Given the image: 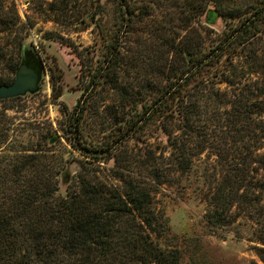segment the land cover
<instances>
[{
  "label": "trees",
  "instance_id": "16d2710c",
  "mask_svg": "<svg viewBox=\"0 0 264 264\" xmlns=\"http://www.w3.org/2000/svg\"><path fill=\"white\" fill-rule=\"evenodd\" d=\"M89 1L93 16L85 14L79 22L102 28L97 17L110 3L117 22L113 30L102 28L103 56L75 107L64 106L58 129L38 131L36 145H25L0 121V264H181L179 245L165 239L171 226L158 208L157 195L162 188L178 187L208 149L217 146L215 153L228 170L222 181L215 175L205 178L206 225L214 231L228 228L236 221L234 207L264 217V206L259 208L264 153L258 152L264 124L256 120L264 115V72L260 81L235 89L233 95L216 88L230 81L232 57L264 28V0L243 14L226 11L221 0H203L196 11L189 6L187 28L195 18L208 25L222 19V38L217 40L204 26L194 36L168 42L163 64L140 84L126 81L132 67L123 53V38L148 7L135 0ZM20 21L17 9L0 0V34ZM25 51L38 58L24 43L22 59ZM74 53L82 59L79 50ZM263 59L255 50L250 70L258 72ZM108 85L119 95L120 117L111 133L98 139L91 135L87 117ZM111 107L116 113L114 105L106 111L113 114ZM152 127L165 141L160 148L146 139ZM217 128L223 135L215 140ZM133 139L139 152L117 157V150ZM64 142L71 149L53 148ZM75 160L80 167L74 171ZM111 161L114 165L104 169ZM62 186L65 195L60 194ZM259 240L263 245L254 249L264 263V229Z\"/></svg>",
  "mask_w": 264,
  "mask_h": 264
},
{
  "label": "rangeland",
  "instance_id": "374dc122",
  "mask_svg": "<svg viewBox=\"0 0 264 264\" xmlns=\"http://www.w3.org/2000/svg\"><path fill=\"white\" fill-rule=\"evenodd\" d=\"M52 1L55 0H6L8 7L17 9L21 21L14 30L0 34V82L11 83L15 79V68L22 62L21 50L24 43L35 49L43 64V76L36 93L0 101L1 123H7L12 128V135L23 140L25 145L37 144L41 139L38 131L47 132L60 127L65 117L64 106L69 110L75 107L90 74L103 56L102 31L116 28L117 13L112 3L97 17L102 30L96 24L79 22L85 14L93 16L89 0H57L53 7L50 5ZM106 1L102 0L105 5ZM135 1L147 6L148 13L131 23L124 34L123 53L132 67L127 82L140 84L153 78L157 66L164 62L168 42L178 40L186 34L194 36L195 31L203 30L204 26L208 28L209 34L219 40L226 27L222 19L216 25H208L196 18L192 27H186L191 14L189 6H193L196 11L203 0ZM256 1L221 0L220 5L228 12L243 14ZM75 50L81 53V60L74 53ZM255 50L264 56V28L244 45L241 52L238 51L232 57L233 66L227 71L230 81L221 82L216 88L233 95L235 89L260 81L264 72L261 68L264 59L258 62V72L249 68L254 65L252 56ZM118 101L119 95L109 85L101 90L97 106L89 111L87 117L92 136L101 139L111 133L117 122L114 119L120 117L119 107L116 105ZM109 105L116 106V113L113 111L114 107L110 108L113 114L106 111ZM223 108L222 106L221 109ZM256 120L264 124V115ZM209 123L202 125L200 130L203 133L208 130ZM221 129L213 131L217 135L215 140L223 135ZM146 139L150 145L159 148L165 142L154 131V127L147 130ZM60 146L53 148L56 151L60 148L66 150L65 147L71 149L65 142L64 146ZM215 148L208 149L196 160L192 172L184 176L178 187L162 188L157 195L158 208L169 219L171 226L170 234L165 239L179 245L181 264H264L254 249L255 245H263L259 236L264 229L260 223L264 221V217L258 211L251 213L234 207L232 211L236 221L228 228L214 231L206 225L207 204L201 194L202 189L207 188L205 178L215 175L217 182L222 181L228 170V166H224L218 159ZM139 149L140 145L133 139L118 149L116 155H131L139 152ZM258 152L264 153V136ZM74 155L79 158L77 152ZM52 165L55 166V161ZM113 165L114 162L111 161L104 163L103 167L105 169ZM79 167V161L75 160L73 170H78ZM60 194H66L65 186L61 187ZM262 206L264 201L259 208Z\"/></svg>",
  "mask_w": 264,
  "mask_h": 264
},
{
  "label": "water",
  "instance_id": "95a60500",
  "mask_svg": "<svg viewBox=\"0 0 264 264\" xmlns=\"http://www.w3.org/2000/svg\"><path fill=\"white\" fill-rule=\"evenodd\" d=\"M43 76V64L39 58L24 52L23 59L11 83H0V100L36 93Z\"/></svg>",
  "mask_w": 264,
  "mask_h": 264
},
{
  "label": "flooded vegetation",
  "instance_id": "af4514ba",
  "mask_svg": "<svg viewBox=\"0 0 264 264\" xmlns=\"http://www.w3.org/2000/svg\"><path fill=\"white\" fill-rule=\"evenodd\" d=\"M13 81H14V80H13ZM13 81H12V82H13ZM16 98H17V97H16Z\"/></svg>",
  "mask_w": 264,
  "mask_h": 264
}]
</instances>
